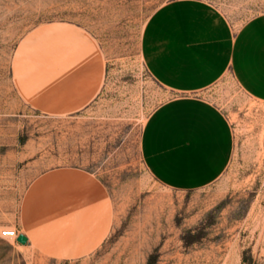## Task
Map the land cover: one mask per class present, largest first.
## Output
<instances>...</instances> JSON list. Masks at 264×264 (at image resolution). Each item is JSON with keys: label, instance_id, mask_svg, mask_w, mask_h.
<instances>
[{"label": "rangeland", "instance_id": "1", "mask_svg": "<svg viewBox=\"0 0 264 264\" xmlns=\"http://www.w3.org/2000/svg\"><path fill=\"white\" fill-rule=\"evenodd\" d=\"M182 100L233 132L191 187ZM5 228L0 264H264V0H0Z\"/></svg>", "mask_w": 264, "mask_h": 264}, {"label": "crops", "instance_id": "2", "mask_svg": "<svg viewBox=\"0 0 264 264\" xmlns=\"http://www.w3.org/2000/svg\"><path fill=\"white\" fill-rule=\"evenodd\" d=\"M249 60L244 53L243 56H238V61ZM192 75L193 72L189 71ZM180 108L179 116H189L194 118L191 122L180 125L179 137L185 140L181 145V154L184 155L178 164H173L170 172L174 183L182 186H196L203 183L211 182L218 178L224 171L233 149V132L231 126L226 122L224 117L210 107L208 104L201 101L182 100L177 101L165 108H162L156 116L174 109ZM59 175H68L79 177L86 180V176L72 172H60ZM19 233V231H18ZM20 235V233H19ZM25 235V234H23ZM26 244H21L17 240V245L22 248H30L32 242L30 236Z\"/></svg>", "mask_w": 264, "mask_h": 264}, {"label": "bare ground", "instance_id": "3", "mask_svg": "<svg viewBox=\"0 0 264 264\" xmlns=\"http://www.w3.org/2000/svg\"><path fill=\"white\" fill-rule=\"evenodd\" d=\"M262 20H258V21H255L253 22L245 31L244 33L241 35L240 39H244L245 38V35H247V33L249 32V30L251 28H253L254 26H256L258 23H261ZM70 30V27H67V26H61V25H52V26H48V27H44L42 29V31H53V30ZM98 84H99V80L98 79H95V81L93 82V88H92V92H94L97 87H98Z\"/></svg>", "mask_w": 264, "mask_h": 264}, {"label": "built area", "instance_id": "4", "mask_svg": "<svg viewBox=\"0 0 264 264\" xmlns=\"http://www.w3.org/2000/svg\"><path fill=\"white\" fill-rule=\"evenodd\" d=\"M18 236H19L18 231L14 229L5 228L0 231L1 238H6V239L9 238V239L17 240Z\"/></svg>", "mask_w": 264, "mask_h": 264}, {"label": "water", "instance_id": "5", "mask_svg": "<svg viewBox=\"0 0 264 264\" xmlns=\"http://www.w3.org/2000/svg\"><path fill=\"white\" fill-rule=\"evenodd\" d=\"M17 241H18L19 243H21V244H26L27 241H28V238H27L25 235L20 234V235L18 236V238H17Z\"/></svg>", "mask_w": 264, "mask_h": 264}]
</instances>
